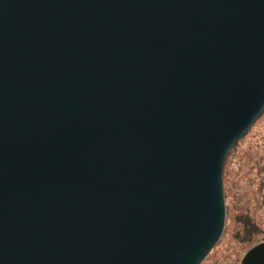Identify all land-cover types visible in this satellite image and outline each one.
I'll list each match as a JSON object with an SVG mask.
<instances>
[{
    "label": "water",
    "instance_id": "1",
    "mask_svg": "<svg viewBox=\"0 0 264 264\" xmlns=\"http://www.w3.org/2000/svg\"><path fill=\"white\" fill-rule=\"evenodd\" d=\"M263 111L264 0H0V264H201Z\"/></svg>",
    "mask_w": 264,
    "mask_h": 264
},
{
    "label": "rangeland",
    "instance_id": "2",
    "mask_svg": "<svg viewBox=\"0 0 264 264\" xmlns=\"http://www.w3.org/2000/svg\"><path fill=\"white\" fill-rule=\"evenodd\" d=\"M222 234L201 264H241L264 242V111L227 155Z\"/></svg>",
    "mask_w": 264,
    "mask_h": 264
}]
</instances>
